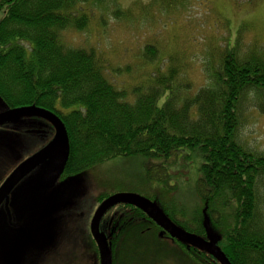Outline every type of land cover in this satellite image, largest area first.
I'll return each instance as SVG.
<instances>
[{
	"label": "trees",
	"instance_id": "obj_1",
	"mask_svg": "<svg viewBox=\"0 0 264 264\" xmlns=\"http://www.w3.org/2000/svg\"><path fill=\"white\" fill-rule=\"evenodd\" d=\"M117 1L0 0V98L7 108L35 105L63 120L69 148L62 179L115 158L140 156L149 190L192 181L189 188L199 199L192 217L165 194L146 191L171 221L206 240L217 237L232 264H264V152L244 144L241 134L253 110L264 111V45L256 41L242 52L240 29L217 65L211 61L206 84L195 89L180 55L166 62L159 45L148 43L142 57L159 64L130 86H119L114 79L132 73L130 65L116 67L100 48L72 47L64 40L69 28L106 26L104 11L112 2L116 19L142 16L131 18ZM174 4L158 6L170 18ZM179 159L188 165L178 170ZM113 194L101 193L97 201ZM108 212L114 215L112 264H122L137 244L172 251L178 245L192 264H221L169 233L170 239L160 237L162 227L133 204L119 203ZM80 233L82 261L90 258L92 242L99 264L91 231Z\"/></svg>",
	"mask_w": 264,
	"mask_h": 264
},
{
	"label": "rangeland",
	"instance_id": "obj_2",
	"mask_svg": "<svg viewBox=\"0 0 264 264\" xmlns=\"http://www.w3.org/2000/svg\"><path fill=\"white\" fill-rule=\"evenodd\" d=\"M174 2L176 10L167 17L165 9L158 5ZM179 1V4H178ZM118 5L126 8L132 19H116L113 15L114 2L110 10L104 11L107 25L93 23L85 31L69 28L64 32V40L72 47L96 46L105 52L116 67L130 65L132 73H122L115 82L119 86H130L139 81V76H146L159 64L147 63L142 54L148 43L159 45L161 55L166 58L172 54L180 55L182 63L187 66L186 75L193 81L194 88L204 86L211 74V61L217 65L219 55L229 42H234L239 33L241 51L249 49L255 42L264 45V0H118ZM172 6V4H170ZM129 17V18H130ZM232 44V43H231ZM118 79V80H117ZM6 104L0 98V112L5 111ZM16 125H0V182L9 171L34 154L46 144L51 135L38 134V129L51 131V125L44 118L25 115L13 120ZM51 128V129H50ZM244 144L252 149L264 152V111L253 110L241 129ZM68 152L66 145L57 154L31 171L16 188L20 194L33 185V180L39 174L51 175L59 173L63 158ZM145 159L137 156L130 158H115L97 165L77 175L60 181L50 180V188H58L60 192L73 188L79 193L80 202L74 212L75 224L81 232H90V221L97 206V197L104 192L137 194L146 197L156 205V201L146 195V191L165 194L166 200L173 202L178 208H184L186 216L199 206L198 195L189 188L187 181L180 182V188L167 189L163 186H152L145 183ZM47 164V165H46ZM187 162H180L176 169L186 167ZM59 174L55 176L58 178ZM40 181L36 183L39 185ZM158 184V182L156 183ZM184 185H186L184 187ZM184 187V189H182ZM59 196H63L59 194ZM100 204V202H98ZM157 206V205H156ZM197 206V207H196ZM108 217H106L107 219ZM81 234V233H80ZM83 235H81L82 237ZM135 244V242H134ZM168 244V243H166ZM142 245L134 254L126 256L122 264H192L183 256V251L176 247L170 249H155ZM185 258V259H184ZM20 257L17 263L19 264ZM22 264H27V256ZM82 264H89L82 261ZM91 264V261H90Z\"/></svg>",
	"mask_w": 264,
	"mask_h": 264
},
{
	"label": "flooded vegetation",
	"instance_id": "obj_3",
	"mask_svg": "<svg viewBox=\"0 0 264 264\" xmlns=\"http://www.w3.org/2000/svg\"><path fill=\"white\" fill-rule=\"evenodd\" d=\"M9 109L8 107L6 111ZM3 112L5 111L0 113ZM2 124L16 125L12 121ZM48 124L51 125V131L43 129L37 131L40 135H51V139L36 152L45 147L55 136V127L50 122ZM46 161L41 162L34 169L40 165V170L47 169L42 168ZM23 162L9 171L6 178L0 182V188ZM61 173L62 171L58 173V178L55 177L58 174L49 178L47 173L39 174V178L33 180V185L30 188L17 194L16 188L27 177V174L0 203V264L17 263L19 257V264H22L25 255L27 256V264H82L80 229L73 224L75 222L73 210L75 211L80 203L78 201L79 193L73 188L60 192L58 188H50L49 186L50 180H62ZM39 181V185H36ZM59 194L63 196H59ZM100 204L97 203L93 216ZM113 216L112 212H106L100 223L101 232L105 234L109 248H111L114 238ZM106 217L108 218L106 219ZM167 234L162 229L159 236L170 239L171 236ZM92 238L94 239L93 235ZM89 246L88 248L91 249L92 253L87 261L89 264L90 261L91 264H98L96 245L94 246L91 242ZM99 264H101V257Z\"/></svg>",
	"mask_w": 264,
	"mask_h": 264
},
{
	"label": "water",
	"instance_id": "obj_4",
	"mask_svg": "<svg viewBox=\"0 0 264 264\" xmlns=\"http://www.w3.org/2000/svg\"><path fill=\"white\" fill-rule=\"evenodd\" d=\"M7 108V106H6ZM31 115L38 116L46 119L55 127V136L53 139L40 151L36 152L33 156L25 160L5 181L3 186L0 188V203L3 199L8 195V193L25 177L31 170H33L37 165L41 162L48 160L53 155L57 154L61 149H63L66 145L69 148L68 144V134L66 126L63 120L53 111L38 107L35 105L28 106H19L15 108H10L9 110H5V112L0 113V124L13 121L21 116ZM68 152L63 158V162L59 169V173L63 170V166L65 160L67 158ZM54 168H51L47 174L49 177L54 176L51 175V171H54ZM119 203H130L145 213H147L158 225H160L163 229V232L169 233L174 237H177L183 242L187 244L194 245L198 248H201L212 256L217 258L221 264H232L227 255L222 251V249L217 245L218 238L215 236H210L209 240H206L202 237H199L189 231L184 230L173 221H171L155 204L151 203L146 197L137 195V194H124V193H116L104 201L98 206L92 221H91V232L96 240L101 257V264H112L110 248L108 246L107 238L100 229V223L104 216V214L114 205ZM208 225V222H207ZM209 228V227H208Z\"/></svg>",
	"mask_w": 264,
	"mask_h": 264
}]
</instances>
